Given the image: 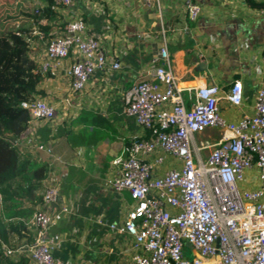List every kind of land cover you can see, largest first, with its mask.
<instances>
[{"label":"built area","instance_id":"1","mask_svg":"<svg viewBox=\"0 0 264 264\" xmlns=\"http://www.w3.org/2000/svg\"><path fill=\"white\" fill-rule=\"evenodd\" d=\"M75 1L54 0L57 6ZM185 7L191 20L200 14L201 7L192 0H186ZM70 56L73 60L66 75L76 91L96 72L120 67L118 60H108L82 17L68 21L63 34L46 40L43 50L32 54L37 71L51 78L58 76ZM153 63L152 73L125 92L126 114L149 137L126 139L122 155L112 160L113 173L105 178L109 187L126 190L135 200L123 225H110L132 236L133 253L127 264H264V79L254 113L233 122L221 114L220 102L242 104L240 80L227 92L216 84L197 86L182 80L173 69L166 44ZM27 107L32 127L56 115L53 104L43 98ZM210 128L220 130L219 138L199 140ZM34 147L53 156L49 144L39 142ZM160 152L173 157L175 165L158 175L165 160ZM255 166L259 186L241 191L238 182ZM42 200L43 208L32 216L35 240L6 252H24L36 264H66L54 254L57 241L51 231L69 208L54 207L59 189L53 184L45 186Z\"/></svg>","mask_w":264,"mask_h":264},{"label":"crops","instance_id":"2","mask_svg":"<svg viewBox=\"0 0 264 264\" xmlns=\"http://www.w3.org/2000/svg\"><path fill=\"white\" fill-rule=\"evenodd\" d=\"M185 1L76 0L58 6V35L68 21L82 17L108 60L120 63L117 69L96 72L76 91L66 75L73 60L68 57L58 76L51 78L53 97L47 98L56 110L55 124L34 123L36 139L53 151L44 185L59 189L55 208H69L51 231L56 256L66 264H127L132 256V236L110 225L122 226L135 200L126 190L109 187L105 178L113 173L112 160L122 155L126 139L149 137L126 114L125 92L152 73L161 46L167 45L173 69L182 80L197 86L216 84L222 92L235 80L242 82L240 106L220 102L227 120L235 122L254 113L264 79V0H192L201 7L195 20L189 18ZM34 45L31 52L37 54ZM205 132L199 140L209 142L211 135L201 138ZM160 167L158 175L166 169ZM30 205L24 201V206ZM33 205L36 211L43 208V201ZM28 264L36 263L29 259Z\"/></svg>","mask_w":264,"mask_h":264},{"label":"trees","instance_id":"3","mask_svg":"<svg viewBox=\"0 0 264 264\" xmlns=\"http://www.w3.org/2000/svg\"><path fill=\"white\" fill-rule=\"evenodd\" d=\"M3 1L12 4L21 0ZM43 2L35 11L27 10L13 24L7 22L0 28V264L29 263L26 253L7 254L6 248L15 250L35 240L36 228L34 224L29 227L28 221L35 211L33 204L43 201L41 192L50 166L47 160L33 154L29 145L20 150L16 143L41 142L35 134L30 140L33 127L27 107L46 95L41 84L44 76L37 71L38 64L31 54L35 37L31 27L36 25L46 34L58 25V6L54 0ZM53 37L50 35V39ZM24 201L32 205L24 206ZM10 243L12 248L7 246Z\"/></svg>","mask_w":264,"mask_h":264},{"label":"rangeland","instance_id":"4","mask_svg":"<svg viewBox=\"0 0 264 264\" xmlns=\"http://www.w3.org/2000/svg\"><path fill=\"white\" fill-rule=\"evenodd\" d=\"M43 4H44L43 0H28L27 3L23 2L21 0V1H16L12 4H6V3H4L3 0H0V28H2L3 25L7 22L9 24H13V22H15L18 19V17L23 14V12H26L27 10L35 11L39 7V5H43ZM31 28H33L37 32H40V34H34V31L31 33L33 37L34 36H38V37L40 36L38 38V41H36V42L32 38V45L35 44L34 46L38 51L43 50L46 39L49 40L50 35L53 34L54 36H56L58 34V25H56V28H51L50 31L46 34L43 31L39 30L36 25H34ZM52 30H53V32H52ZM52 82H53V79H51V77L44 76V79L42 80V83H41L42 86L45 87V89L47 90L48 93L46 92V95L44 97H40V98H43L44 100H46L48 102H50L48 99L51 100V97H53L54 88L52 89V87H53L51 85ZM222 103L225 104L226 102L223 101ZM221 114H222V112H221ZM54 119H55V117L53 118L51 125L55 124ZM38 121L45 123V121H43V120H38ZM30 134H31L30 140L32 141L33 140L32 134L33 135L35 134V130L33 128L30 131ZM208 136H210L209 142H211L213 140H217L219 138L220 134H218L217 128H210V129L206 130L205 136H201V138L206 139V137H208ZM16 143H17L18 147L20 148V150H23L25 148V146L29 145V148L32 150V153L37 155V156L42 155L41 157L43 159L47 160L49 162V165L51 163V158L54 159L51 155H46V153H44V152L34 151V149H35L34 145L36 143H39V142L34 141V142H31L32 144H29V143L27 144L26 142H19L18 143V141H16ZM160 154H162L165 157L164 164L160 165L161 166L160 168H166L165 170H167V169H169L175 165L174 164L175 159L173 157H171L170 155L163 153V152H160ZM258 174H259V171H258L256 166L253 167L252 169L246 170L244 173V180L238 182V186H239L240 190L244 191L247 189H256L259 186Z\"/></svg>","mask_w":264,"mask_h":264}]
</instances>
